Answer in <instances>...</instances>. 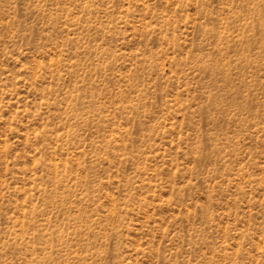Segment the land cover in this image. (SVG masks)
<instances>
[{
	"label": "rangeland",
	"instance_id": "obj_1",
	"mask_svg": "<svg viewBox=\"0 0 264 264\" xmlns=\"http://www.w3.org/2000/svg\"><path fill=\"white\" fill-rule=\"evenodd\" d=\"M0 264H264V0H0Z\"/></svg>",
	"mask_w": 264,
	"mask_h": 264
}]
</instances>
